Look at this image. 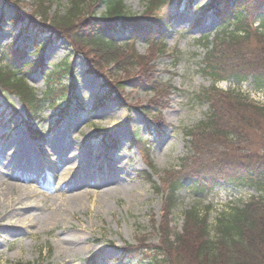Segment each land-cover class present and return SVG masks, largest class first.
I'll return each mask as SVG.
<instances>
[{
	"label": "rangeland",
	"instance_id": "rangeland-1",
	"mask_svg": "<svg viewBox=\"0 0 264 264\" xmlns=\"http://www.w3.org/2000/svg\"><path fill=\"white\" fill-rule=\"evenodd\" d=\"M7 1L36 22L73 27L71 32L83 23L88 30L87 21L105 12L96 0ZM158 3L125 1L129 15H156L164 29L133 41L124 30L112 34L119 52L112 64L102 62L94 70V64L74 56L71 46L62 42L48 46L42 69L29 72L28 66L23 68V73L29 72L28 85L39 100L47 91L43 71H52L64 61L72 63L77 90L67 109L54 111L43 105L40 122L26 127L22 122L26 108L21 100L12 95L9 101L0 102V180L8 181V174L17 170L18 160L26 177L41 176L38 184L32 179L19 181L18 187L35 192L38 202V207L23 212V217L32 214L38 223L31 229H16L18 220L2 222L9 225L0 227V264H154V259L165 261L169 252L161 243L160 226L165 227L166 219L170 233L181 234L185 211L196 208L205 213L210 207L208 222L214 230L217 219L229 209L261 197L255 189L237 190L229 185L198 189L194 176L206 171L224 149L216 143L210 146L207 134L193 139L187 136L197 133L210 115L211 103L202 100L204 93L215 89L219 98L221 92L235 91L249 102L264 105V92L253 90L249 82L236 85L223 81L214 87L207 69L216 54L208 53L213 46L203 40L210 37L214 43L222 31L221 16L215 15L212 0H177L174 4L167 0L151 11ZM15 11L13 6L0 3V16L5 19L0 29V51L13 44L20 50L29 48L24 61L28 65L35 60L36 34L24 25L8 24ZM139 24L154 27L146 19ZM260 48L256 40L247 45L248 60ZM237 49L241 48L233 47L223 54L231 56ZM5 65L0 57V68ZM108 87L118 89V98L96 107V100ZM32 131L42 138L35 139ZM22 153L25 158H20ZM29 162L32 168H24ZM150 163L156 173L149 169ZM66 171L77 176L75 180L82 178L74 180L72 189L64 179ZM150 172L161 190L172 181L191 178L178 191L177 207L168 218L166 196L144 179ZM80 193L82 201L74 210L53 223L44 220L53 207ZM68 237L78 241L73 250L64 245ZM131 247L134 251L128 254Z\"/></svg>",
	"mask_w": 264,
	"mask_h": 264
},
{
	"label": "trees",
	"instance_id": "trees-1",
	"mask_svg": "<svg viewBox=\"0 0 264 264\" xmlns=\"http://www.w3.org/2000/svg\"><path fill=\"white\" fill-rule=\"evenodd\" d=\"M96 1L104 7L105 12L99 18L92 17L87 21L88 30L83 23L71 32L73 27L36 22L34 17L21 12L15 3L0 0L4 7L13 6L16 10L8 24L18 27L25 25L36 34L33 40L35 60L28 65L24 61L29 57V48L20 50L13 44L0 51L1 59L6 62L4 68H0V102L9 101L12 95L21 100L26 108V118L22 119L26 127L40 122L44 114L43 105L54 111L61 107L67 109L77 90L74 65L64 61L52 71L41 70L47 91L42 98L36 99L26 76L29 72L43 68V54L49 45L68 44L74 56H81L86 63L94 64L95 70L100 68L102 62L112 64L119 58L118 44L112 34L124 30L133 41L134 38L143 39L152 31L156 35L163 32V21L157 20L156 15L130 17L125 8L126 0ZM166 1L159 0L158 4L151 7V11L161 8ZM176 1L170 0V3ZM212 4L215 15L221 16L222 31L214 38V43L210 37H204L203 40L206 45L211 43L213 46L208 53L216 54L215 61L212 59L207 69L214 87L223 81L236 85L249 82L253 90L264 91V0H212ZM144 19L153 23L154 27L151 26V29L139 24ZM4 22V16H0V29ZM42 37L48 39L40 42ZM255 40L261 46L260 52L254 51L248 60L245 48ZM233 47L241 49L231 56L223 54ZM25 66L29 67L28 73H23ZM91 71L88 68V73ZM116 90L118 92V89L108 87L102 92L96 100V107H103L107 102L117 99ZM215 91L202 96L203 101L211 103L210 115L199 125L197 133L187 135L193 139L195 135L207 134L210 136V146L216 143L221 150L224 147L206 171L194 176L198 189H205L208 185L210 188L229 185L237 190L252 188L262 195L252 199L249 204L229 209L227 214L217 219L214 230L208 222L210 207L206 208L205 213H200L196 208L185 211V227L181 234L170 233L166 219L165 227L160 226L163 234L161 243L162 248L169 252L165 255V261L154 259V264H264V107L247 101L235 91L233 94L221 92L222 97L219 98ZM33 134L37 133L32 131ZM33 137L39 139L41 136ZM188 144L191 146V143ZM148 167L154 173L157 172L151 163ZM152 175L151 172L145 174L144 179L153 183L157 193L166 196L168 218L177 207L178 191L191 178L172 181V185H166L161 190L153 182ZM128 249V254L134 251L132 247Z\"/></svg>",
	"mask_w": 264,
	"mask_h": 264
},
{
	"label": "bare ground",
	"instance_id": "bare-ground-1",
	"mask_svg": "<svg viewBox=\"0 0 264 264\" xmlns=\"http://www.w3.org/2000/svg\"><path fill=\"white\" fill-rule=\"evenodd\" d=\"M24 150H27V149H24ZM21 155L22 156L20 158H25L26 156L24 155V153H22ZM10 165L11 163L9 162L7 165L6 171L9 170L8 166ZM21 166H22L21 161L18 160V167L16 168L17 170L13 171L11 175L8 174L9 176L8 181L4 180L2 182L0 180V214L3 213V215L1 216L0 227L4 225H9L8 223L6 224L2 223L4 221H8L9 219L18 220L16 229H20L21 227L26 228V229H31L35 223H38V218L31 217L32 214H30V216L26 218H24L22 214L23 212H27V211L31 212L32 209L35 210L38 207L37 206L38 202L35 198L36 197L35 192L29 190V188H27V190H23L22 188L18 187V184H19V181H24L25 179H32V181H34L33 183L38 184V182L41 180V176L38 175L37 178L31 177V176L26 177L22 173L23 168ZM29 166H30V162L27 165V167L24 166V168H28ZM34 167L35 168L37 167L38 169L41 168L40 165L38 166V164H35ZM30 168H32V166H30ZM64 175H65L64 179L65 181H69L68 185L71 187V189L74 188L76 180H82V178L80 177H78L75 180L77 176L72 175L69 171L64 172ZM86 178L87 176L84 178V180ZM81 194L82 193L74 194L71 197L66 198L62 204L53 207L52 210L50 211L51 213L45 216L44 220L47 223L48 222L53 223V221H58L59 219L63 218L70 210H74L81 203L82 197H83ZM14 197H16V199H13ZM23 207H25V209H23ZM64 241H65L64 245L69 250H73L78 242V241L73 240V238H69V237L65 238Z\"/></svg>",
	"mask_w": 264,
	"mask_h": 264
}]
</instances>
